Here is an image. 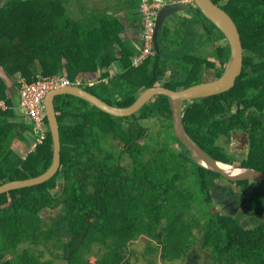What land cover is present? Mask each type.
Masks as SVG:
<instances>
[{"label":"trees","instance_id":"trees-1","mask_svg":"<svg viewBox=\"0 0 264 264\" xmlns=\"http://www.w3.org/2000/svg\"><path fill=\"white\" fill-rule=\"evenodd\" d=\"M72 1L10 0L0 10V68L14 82L9 88L0 77V186L38 177L53 163L47 120L43 144L25 157L14 148L15 142L30 148L38 135L33 124L18 116L19 76L30 83L66 76L77 83L90 74L97 82L86 90L127 108L152 87L177 91L200 84L206 65L207 76L217 79L231 58L224 34L193 6L165 22L160 53L134 67L138 49L122 40L121 15L94 10L75 21ZM224 1L222 8L241 35L245 69L231 91L188 102L184 124L207 154L228 163L217 143L234 123L222 117L226 108L221 101L229 107L264 102V0ZM128 2L141 19L140 1ZM210 56L222 58L219 69ZM115 64L121 72L112 76ZM55 106L61 169L47 183L0 196V264H56L38 250L45 245L60 248L68 264H132L133 246L140 239L146 240L149 254L158 252L164 261H185L199 246L211 254L212 264L224 259L264 264V245L257 242L264 237L211 210V189L222 176L197 165L178 143L167 97L153 98L127 118L69 95L57 97ZM153 118L160 120V129L147 134V121ZM46 211L60 217L47 220ZM96 247L104 254L93 262Z\"/></svg>","mask_w":264,"mask_h":264},{"label":"water","instance_id":"water-1","mask_svg":"<svg viewBox=\"0 0 264 264\" xmlns=\"http://www.w3.org/2000/svg\"><path fill=\"white\" fill-rule=\"evenodd\" d=\"M195 6L224 34L225 39L230 47L231 58L227 68L219 79L211 82H203L177 91L161 86L152 87L142 92L136 102L127 108L112 106L85 88L79 86L64 87L51 91L45 98L44 106L46 109L49 130L53 140V163L45 173L38 177L8 182L0 186V196L9 194L15 190L30 188L47 183L52 180L60 171L62 164V142L60 123L55 102L57 97L66 95L85 100L104 113L118 118L131 117L138 113L153 98L157 96H165L169 99L176 139L181 146H185L188 149V151L191 153L192 160L197 165L220 174L225 179L234 182L254 180L264 181V173L262 172L233 166L214 159L192 139L186 130L183 117L184 105H186L188 102L222 95L231 91L236 86L238 78L242 75L244 67V47L239 29L231 15L213 0H195ZM183 11H190V7L169 5L159 12L156 20V31L154 36V50L157 53H160L158 40L159 33L162 30L166 19L168 17H173L176 13ZM0 77L7 83L9 88L13 87L14 82L8 76L3 67L0 68ZM84 79L90 83H93L95 82L96 77L90 74H85L79 78V81ZM222 166H228L230 170H225ZM237 170H239L241 174L234 175L233 171ZM53 215L55 216V213H53Z\"/></svg>","mask_w":264,"mask_h":264},{"label":"flooded vegetation","instance_id":"flooded-vegetation-1","mask_svg":"<svg viewBox=\"0 0 264 264\" xmlns=\"http://www.w3.org/2000/svg\"><path fill=\"white\" fill-rule=\"evenodd\" d=\"M9 1L10 0H5L3 7L6 6ZM101 2H103V0H73L70 9H77L82 3L84 7L89 6V8H95L99 6ZM219 5L222 7L224 3H220ZM224 46H229L226 40H224ZM221 61L223 60L219 57L215 59V62L212 61L216 69L222 66ZM244 69L245 61L243 72ZM217 79L215 78L211 81ZM81 83L82 82H80V84ZM80 86L86 88L88 84L83 82ZM221 102L222 106L226 108L222 117L226 116L227 119L234 123L230 125L232 128L228 135H223L217 143L218 148L224 150L226 158L230 160L227 164L264 173V102L243 103L244 105L235 103L232 107L228 106L229 102L227 101ZM189 103L184 105L183 117L185 111L189 107ZM247 106H249V108L246 111L247 113H253L252 116L244 113ZM143 138L145 139V136ZM127 162H129V159ZM215 183L216 186L211 189L213 199L212 208L215 206L217 209L216 212L220 216L226 217L225 219L232 218L240 221L241 224L245 226V232H258L260 236L264 237V181L234 182L221 177V179L217 180ZM252 204L253 209H250V205ZM257 242L264 245V240L261 241L259 239ZM191 253L193 254L187 257V261L193 262L195 259H199L198 252L192 250ZM207 253L209 254V252ZM209 258L210 260L207 264H212V257L209 256ZM219 264L231 263L224 259Z\"/></svg>","mask_w":264,"mask_h":264},{"label":"built area","instance_id":"built-area-1","mask_svg":"<svg viewBox=\"0 0 264 264\" xmlns=\"http://www.w3.org/2000/svg\"><path fill=\"white\" fill-rule=\"evenodd\" d=\"M141 7L142 14V35L141 47L138 49V54L132 59L134 67L141 66L146 60L155 55L154 50V36L156 31V20L159 12L169 6V2L165 0H138ZM172 6H195V0H171ZM19 94H20V108L25 114L28 122L33 124L38 132L35 140V148L37 145L43 144L47 138V115L44 106L46 96L53 90L64 87L79 86L72 82L68 77H48L39 78L36 82L30 83L25 78L19 76Z\"/></svg>","mask_w":264,"mask_h":264},{"label":"rangeland","instance_id":"rangeland-1","mask_svg":"<svg viewBox=\"0 0 264 264\" xmlns=\"http://www.w3.org/2000/svg\"><path fill=\"white\" fill-rule=\"evenodd\" d=\"M4 1L5 0H0V10L3 7V4L5 3ZM222 3H225V1L223 0ZM182 13H188V11L176 13L173 17L168 19L166 21V23H171L172 20L175 19L176 15L181 16ZM213 49H212V51H213ZM208 59L210 61L215 62V58H213V56H210ZM205 63H207V61ZM118 68L120 69V67H118ZM118 68L116 67V65L114 66L115 72H111L112 76L116 74ZM208 73H209V67L206 65L205 74L203 76H200L198 81H200V83L211 81L212 78L207 76ZM167 76H169V75H167ZM85 82L90 84V82L87 80H85ZM96 82H97V79L93 83L95 84ZM18 113H19L18 114L19 117L26 118L25 114L21 111V108L18 110ZM26 120L28 122L27 118H26ZM159 129H160V120L158 118L157 119L153 118V119H150L147 121L145 133L148 134L150 131L158 132ZM144 141H146V137H145V139L143 138L141 140V143H143ZM31 142H32V146L30 148H28L26 145L18 143V142H15L16 147H14V148H16V150L20 153L21 156L25 157L29 151L31 152L35 149V145H33L34 142L33 141H31ZM120 146H121V148L124 147L123 144H120ZM250 209H253V204L250 205ZM212 211L217 213L216 212L217 209L215 206L212 208ZM53 213H55V212L54 211H52V212L46 211L45 212V215L48 216L47 220H51L53 218H59L60 217L59 214H58V216L54 217ZM195 235L197 236L198 239H200V237H199L200 234H198V232H195ZM200 243H199V245H200ZM146 244H147V242L145 239H140L135 243V245L133 246V249H134L136 255L132 259V264H207V262H209V260H210L209 256L211 257L210 253L208 254L207 251H205V250H203V251L199 250V246H196L192 250L198 252L199 259H195L194 261L192 260L193 262L187 261V260H185V261L179 260V261H173V262L164 261L158 252L155 254H149L147 252V245ZM50 246L51 247H48L47 245L38 247V250H40L44 254V258L45 259H51L56 264H68V262L65 260V258L63 256V252L61 251V249L60 248L59 249L54 248L52 245H50ZM103 254H104V251L100 252L98 250V247H96L93 251V254H92L93 262H95L96 259H99L101 257V255H103Z\"/></svg>","mask_w":264,"mask_h":264},{"label":"crops","instance_id":"crops-1","mask_svg":"<svg viewBox=\"0 0 264 264\" xmlns=\"http://www.w3.org/2000/svg\"><path fill=\"white\" fill-rule=\"evenodd\" d=\"M101 1V0H96ZM169 2L170 5L171 0H165ZM84 4L77 8L73 9L72 19L75 21H80L83 17L89 12L92 13L94 10L101 13L107 14H118L122 17V23L124 26V30L122 32V40L123 41H131L137 49L141 47V34H142V27H141V20L142 18H138L137 14L134 13L131 4L128 0H103L99 6L95 8H89V6L84 7ZM116 65V64H115ZM114 65V66H115ZM114 66L111 69V72H115ZM118 68L119 66L116 65ZM121 72V68L117 70L116 73ZM96 77V76H95Z\"/></svg>","mask_w":264,"mask_h":264},{"label":"bare ground","instance_id":"bare-ground-1","mask_svg":"<svg viewBox=\"0 0 264 264\" xmlns=\"http://www.w3.org/2000/svg\"><path fill=\"white\" fill-rule=\"evenodd\" d=\"M225 170H230V168L228 166H222ZM233 174L234 175H238V174H241V172L239 170L237 171H233Z\"/></svg>","mask_w":264,"mask_h":264},{"label":"clouds","instance_id":"clouds-1","mask_svg":"<svg viewBox=\"0 0 264 264\" xmlns=\"http://www.w3.org/2000/svg\"><path fill=\"white\" fill-rule=\"evenodd\" d=\"M170 6H172V5H170ZM195 7H196V6H195ZM190 8H191V7H190ZM155 52H156V51H155ZM78 82H79V81H78ZM81 82H82V83L84 82V83H86V84H89V83L85 82V79L82 80ZM82 83H81V84H82ZM81 84H80V85H81ZM90 84H91V83H90ZM90 84H89V85H90ZM80 85H79V87H81Z\"/></svg>","mask_w":264,"mask_h":264}]
</instances>
